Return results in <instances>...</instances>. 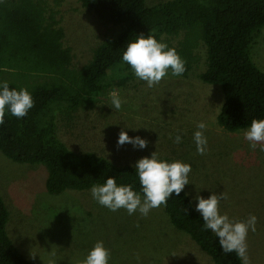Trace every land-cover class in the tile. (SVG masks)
<instances>
[{"label":"rangeland","instance_id":"obj_1","mask_svg":"<svg viewBox=\"0 0 264 264\" xmlns=\"http://www.w3.org/2000/svg\"><path fill=\"white\" fill-rule=\"evenodd\" d=\"M48 12L64 30V45L71 48L72 66L88 62L96 46L116 35L120 26L98 19L78 0H43ZM147 5L162 0H145ZM176 41L178 40L174 38ZM200 62L186 77L170 73L148 87L136 77L123 85L112 83L98 100L57 119L56 133L79 153L94 152L119 165L134 163L155 151L158 156L189 163L190 184L184 190L195 208L194 197L223 194L221 214L232 221L256 217L249 230L248 264H264V151L250 146L244 130L229 132L216 122L222 103L217 84L199 79L204 69L205 48L196 50ZM250 57L264 71V26L255 36ZM122 99L119 111L111 108L110 93ZM206 124L207 147L196 150L193 133ZM140 136L143 149L118 146L117 134ZM177 134L182 142L175 143ZM47 169L42 164L20 163L0 151V196L8 209L6 231L15 247L36 264H81L97 241L109 250V264H214L185 232L170 222L163 206L144 216L129 215L123 208L113 212L98 204L90 189H66L51 194L45 188Z\"/></svg>","mask_w":264,"mask_h":264},{"label":"trees","instance_id":"obj_2","mask_svg":"<svg viewBox=\"0 0 264 264\" xmlns=\"http://www.w3.org/2000/svg\"><path fill=\"white\" fill-rule=\"evenodd\" d=\"M98 19L120 26L93 50L88 62L72 66L64 30L43 0H0V80L10 88H26L35 105L22 119L8 115L0 125V151L13 161L42 164L45 188L51 194L85 190L115 176L117 184L140 185L133 165H119L94 152L70 149L57 135V119L93 105L112 83L134 78L121 56L128 40L154 35L175 48L185 61L186 77L200 62L201 81L217 84L222 103L216 115L224 130L236 132L252 119L264 118V71L250 57L255 36L264 26V0H78ZM178 38L176 43L173 41ZM171 74V72H169ZM162 159L173 161L167 156ZM183 190L164 207L175 228L187 233L214 264H244L236 254L222 252L218 238L203 230V220ZM8 209L0 196V264H36L15 247L6 231Z\"/></svg>","mask_w":264,"mask_h":264},{"label":"clouds","instance_id":"obj_3","mask_svg":"<svg viewBox=\"0 0 264 264\" xmlns=\"http://www.w3.org/2000/svg\"><path fill=\"white\" fill-rule=\"evenodd\" d=\"M121 59L130 66L135 77L146 82L148 87L158 84L169 72L173 76H181L186 71L185 61L176 49L158 41L154 35L140 34L128 40ZM110 99L111 108L119 111L122 107L119 93L112 91ZM34 105L35 101L28 89L10 88L8 81L0 80V125L4 124L8 115L17 119L26 117ZM197 129L193 133V140L197 152L203 155L207 147V138L204 135L206 124L198 123ZM244 138L250 142L252 148L259 145L260 150L264 151V118L252 119L244 130ZM174 142H182V136L177 134ZM116 144H130L140 150L148 146L145 139L129 136L124 130L118 132ZM133 169L139 181V192L134 189L133 184H117L115 176H108L103 184H94L91 187L92 198L110 211L115 212L123 208L129 215L138 211L146 216L151 209L166 206L173 195H180L185 186L190 184L189 174L192 166L180 160L162 159L153 151L149 156L138 159ZM224 198L223 194L212 193L205 198L198 193L194 197L195 211L203 220V230H210L218 238L222 252H234L244 264H248L246 239L249 230H255L256 217L250 216L246 222L230 220L228 215L221 214L219 209L220 201ZM109 258V250L103 241H97L81 264H109Z\"/></svg>","mask_w":264,"mask_h":264}]
</instances>
